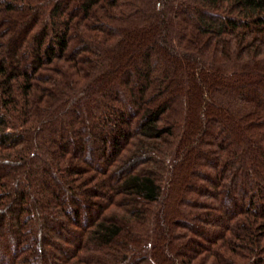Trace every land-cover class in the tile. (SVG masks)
I'll list each match as a JSON object with an SVG mask.
<instances>
[{"label": "trees", "instance_id": "trees-1", "mask_svg": "<svg viewBox=\"0 0 264 264\" xmlns=\"http://www.w3.org/2000/svg\"><path fill=\"white\" fill-rule=\"evenodd\" d=\"M38 250L264 264V0H0V264Z\"/></svg>", "mask_w": 264, "mask_h": 264}, {"label": "rangeland", "instance_id": "rangeland-1", "mask_svg": "<svg viewBox=\"0 0 264 264\" xmlns=\"http://www.w3.org/2000/svg\"><path fill=\"white\" fill-rule=\"evenodd\" d=\"M89 111H91L92 113H94L95 114V112H93V110L92 109H89ZM225 187V186H224ZM224 187H223V189H224ZM226 188V187H225ZM223 194V193H222ZM202 201V200H201ZM204 201V200H203ZM28 217L29 216H27V218L25 219V221H27V223H26V228H28V230H30L32 233H33V231H34V229H35V226H36V222L37 221H39V217H38V215L36 216V217H34V218H29L28 219ZM32 219V220H31ZM204 218H202V220H203ZM198 224H199V222H197ZM35 235V234H34ZM33 234H30L27 230H26V236H27V240H28V242H30V241H32L31 242V244H33V240H34V238H35V236H34ZM166 245V244H165ZM41 247H43L42 248V252L43 253H47V252H45V251H48V252H50V251H52L50 248H47V247H44V245H42ZM186 249H188V248H186ZM171 252H174V248H171ZM168 254V253H167ZM45 255V254H44ZM48 257H52L53 255L51 254V255H49V254H46ZM37 262H36V264H43L44 262H41V259H44L42 256L40 257V251L38 250V255H37ZM51 259L49 258V261H50ZM177 263L176 264H180V259L179 258H177ZM48 261V262H49Z\"/></svg>", "mask_w": 264, "mask_h": 264}]
</instances>
